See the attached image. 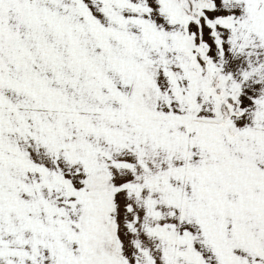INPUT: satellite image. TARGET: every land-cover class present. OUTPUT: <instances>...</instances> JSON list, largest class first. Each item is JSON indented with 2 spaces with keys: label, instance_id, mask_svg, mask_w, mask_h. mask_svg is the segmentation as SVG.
Masks as SVG:
<instances>
[{
  "label": "snow or ice",
  "instance_id": "6c2138e0",
  "mask_svg": "<svg viewBox=\"0 0 264 264\" xmlns=\"http://www.w3.org/2000/svg\"><path fill=\"white\" fill-rule=\"evenodd\" d=\"M0 264H264V0H0Z\"/></svg>",
  "mask_w": 264,
  "mask_h": 264
}]
</instances>
